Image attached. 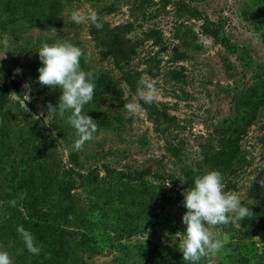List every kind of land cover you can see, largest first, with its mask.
I'll use <instances>...</instances> for the list:
<instances>
[{
	"label": "rangeland",
	"instance_id": "1",
	"mask_svg": "<svg viewBox=\"0 0 264 264\" xmlns=\"http://www.w3.org/2000/svg\"><path fill=\"white\" fill-rule=\"evenodd\" d=\"M152 2L0 0V39L7 36L10 44L0 61L20 70L3 84L9 101L0 115V224L15 215L31 220L28 202L35 198L45 200L41 205L48 210L57 181L73 168L83 180L75 190L79 209L71 245L86 264H187L176 248L175 233L185 229L182 192L188 188L178 178L185 166L202 159V146L235 120L242 95L252 88L263 91L264 0ZM41 10L52 12L61 25L50 24ZM74 11H103L112 27L134 23L130 37L142 44L136 57L122 69L103 60L90 36V22L74 23ZM194 11L201 20L192 18ZM206 20L218 32L209 46L202 43L208 38L201 33ZM160 39L163 44L156 45ZM57 40L81 48V68L109 81L84 106L97 131L79 150L73 147L75 130L67 123L70 111L63 117L48 112L49 104L58 105L60 89L37 81L41 62L35 50ZM5 54L0 47V58ZM152 58H162L160 75L154 78L145 73ZM123 72L140 73L158 89V99L151 103L158 112L146 110L130 93ZM128 103L139 104L141 112H127ZM156 115L162 116L160 123ZM170 146L179 150L180 160ZM240 149L246 164L228 178L225 191L237 192L264 217V94ZM135 172L142 174L138 181L118 180L120 173ZM153 189L179 201L154 211L147 200ZM243 224L216 226L213 231L224 246L200 264H264V236H250ZM134 227L139 234L129 237ZM85 236L92 238V246L82 244ZM0 250L9 253L12 264H32L33 254L20 241L5 240Z\"/></svg>",
	"mask_w": 264,
	"mask_h": 264
},
{
	"label": "trees",
	"instance_id": "2",
	"mask_svg": "<svg viewBox=\"0 0 264 264\" xmlns=\"http://www.w3.org/2000/svg\"><path fill=\"white\" fill-rule=\"evenodd\" d=\"M144 4L153 3L152 0H142ZM186 1V0H185ZM169 3V2H168ZM184 3V0L182 2ZM141 8L143 6H140ZM141 8H139L141 10ZM53 9V8H49ZM43 16H48V22L52 25L60 26V22L53 19L52 12L41 10ZM193 19H200L198 12H192ZM98 23L102 27L97 28L90 23V36L95 42L96 47L103 60L111 59L115 65L122 69L125 64L132 61L141 47V42L133 40L130 35L134 31V23L128 22L112 27L104 18L103 11L97 12ZM60 21V20H59ZM213 23L208 20L204 21L201 26L202 34L211 38H217L218 32L213 29ZM149 37V36H148ZM160 39L156 45H162ZM179 59L183 55L178 54ZM162 58H152L150 65L145 69V73L150 77H158L160 75ZM16 76V67L10 62L0 61V115L4 113V109L8 104L7 87L3 84ZM143 79L140 73L123 72V80L128 86L130 93L135 96L141 105L149 111H156L153 104L144 103L136 95L138 82ZM145 81V80H144ZM95 94L101 95L102 89L109 82L104 76L95 79ZM263 91L260 93V88H252L246 94L242 95L240 101V110L238 111L235 120H233L226 128L220 130L217 137L201 148L202 159L194 166H185L183 169V178L186 179V187L192 186V181L195 176L203 174L209 170H218L222 173L224 183L227 184L228 178L238 173L246 164V159L243 157L240 149V141L256 120V112L262 100ZM158 114V113H157ZM162 116H155V121L160 123ZM172 156L180 160V152L174 147L168 148ZM142 174L135 172L134 174H122L118 176V180L124 178L138 181ZM62 180L57 181V191L51 197L54 199V204L48 210H43L41 203H46L42 199H33L28 202L30 210H32L31 220H20L19 216L15 215L12 219L5 221V224H0V243L5 240H17L23 245L20 234L17 232V227L22 226L30 231L34 237L36 245L40 248L38 255H33L32 264H86V262L74 254L71 245V239L75 233L77 226L76 218L78 215L79 202L75 195L77 182L82 181V174L76 172L73 168L68 169L62 175ZM148 204L152 210L157 211L163 209L166 205H173L179 200L164 195L163 192L151 190L147 197ZM154 215V214H152ZM153 217V216H152ZM155 218V217H153ZM264 217L259 215L257 211L251 210L249 216L244 219L243 228H250L252 231L250 236H264ZM139 234V228L134 227L129 233V237ZM82 244L92 246V238L84 237Z\"/></svg>",
	"mask_w": 264,
	"mask_h": 264
},
{
	"label": "clouds",
	"instance_id": "3",
	"mask_svg": "<svg viewBox=\"0 0 264 264\" xmlns=\"http://www.w3.org/2000/svg\"><path fill=\"white\" fill-rule=\"evenodd\" d=\"M71 19L76 24L90 22L97 28L102 27L94 11L88 14L74 11L71 13ZM52 34L57 35V32L53 30ZM202 43L209 46L212 39L205 38ZM0 47L6 51L0 58L3 59L10 52L7 51L10 47L7 36L0 39ZM35 51L41 62V67L38 68V83L50 89L59 88L61 92L58 105L53 107L49 104L48 112L58 113L63 117L65 112L70 111L67 123L75 130L77 139L73 147L79 150L85 142L93 139L97 131V124L83 111L84 106L93 101L96 76L92 71H84L81 68V58L85 57V53L71 42L57 40L51 44L43 43ZM136 95L144 103L151 104L158 99L159 92L141 79ZM124 107L130 114L141 112V106L137 103H128ZM178 179L181 183H187L184 178ZM225 187L222 173L209 170L195 176L192 186L182 192V204L186 211L181 222L185 229L175 234L178 241L176 248L182 253V258L187 264H200L202 259L217 255L224 246V239L213 229L218 225L241 222L251 213L249 205L241 200L239 194L235 191H225ZM12 203L15 204V201ZM17 232L27 250L33 255H38L40 248L36 245L32 233L22 226L17 227ZM0 264H12L7 251L0 250Z\"/></svg>",
	"mask_w": 264,
	"mask_h": 264
}]
</instances>
